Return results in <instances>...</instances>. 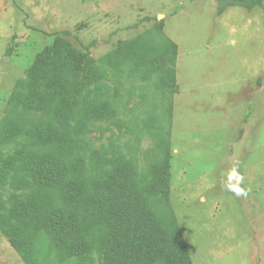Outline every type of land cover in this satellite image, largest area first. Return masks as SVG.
Masks as SVG:
<instances>
[{"label": "rangeland", "instance_id": "rangeland-1", "mask_svg": "<svg viewBox=\"0 0 264 264\" xmlns=\"http://www.w3.org/2000/svg\"><path fill=\"white\" fill-rule=\"evenodd\" d=\"M62 32L95 64L89 75L79 60L76 81L63 76L65 88L77 86L75 123L88 128L86 148L131 158L140 189L152 168L169 164L170 201L193 264H264V0L251 8L224 0H0V121L10 109L33 138L62 123L50 104L59 59L55 35ZM143 34L155 48L140 61L143 73L131 77L106 65L120 42ZM164 40L176 48L168 50ZM47 47L52 61L44 66ZM32 67L45 69L49 80L27 84L10 107ZM32 92L47 109L30 119L25 109ZM26 141L0 147L1 162ZM94 179L87 175L89 183ZM12 181L0 185V208L17 195L46 200L45 191ZM94 235L100 247L87 257L110 264L102 247L108 230ZM33 254L38 263L81 264L66 255L50 258L42 234ZM0 264H25L1 232Z\"/></svg>", "mask_w": 264, "mask_h": 264}, {"label": "trees", "instance_id": "trees-1", "mask_svg": "<svg viewBox=\"0 0 264 264\" xmlns=\"http://www.w3.org/2000/svg\"><path fill=\"white\" fill-rule=\"evenodd\" d=\"M224 1L251 8L263 0ZM69 37L66 32L55 35L59 59L50 104L55 106L62 123L47 127L42 136L33 138L23 123L14 120L10 109L0 121V147L10 146L16 138L27 140L13 157L5 162L0 158V185L15 179L13 184L32 192L38 189L47 193L42 203L33 199L32 194L14 196L10 206L0 208V232L23 256L25 264H43L33 254L39 234L46 238L50 258L63 259L62 255H66V259L92 264L87 254L99 249L101 240L94 232L105 229L109 235L102 247L107 263L193 264L170 201L169 164L165 162L152 168L151 180L140 189L136 164L131 158L122 154L109 157L101 147L86 148L88 128L83 123H75L77 86L65 88L63 76L67 72L68 79L76 81V65L88 53L84 57L76 51ZM152 45L147 34L120 42L107 55L106 65H115L128 76H138L144 71L140 61L150 56V49L155 50ZM163 45L168 50L177 46L170 40H164ZM80 48L89 50L88 46ZM51 50L45 49L46 54L40 58L42 65L51 63ZM83 62L82 69L92 75L94 62ZM44 80H49L45 69L30 68L27 78L13 92L9 106L19 103L20 90L27 84ZM26 104L30 119L36 111L45 113L47 109L44 99L38 98L35 92L26 97ZM163 146L169 147L167 139ZM83 150L88 151L87 156ZM26 174L29 180L25 179ZM88 174H95L96 179L89 183ZM150 199L153 204H149Z\"/></svg>", "mask_w": 264, "mask_h": 264}, {"label": "crops", "instance_id": "crops-1", "mask_svg": "<svg viewBox=\"0 0 264 264\" xmlns=\"http://www.w3.org/2000/svg\"><path fill=\"white\" fill-rule=\"evenodd\" d=\"M177 80H179V76L177 77ZM192 83V82H191ZM192 86V85H191ZM231 136V134L229 135V137ZM259 136H261V133L259 132V134H258V136L257 137H259Z\"/></svg>", "mask_w": 264, "mask_h": 264}]
</instances>
